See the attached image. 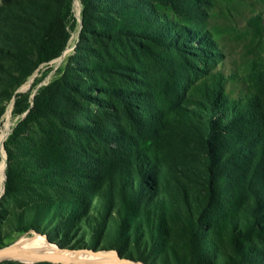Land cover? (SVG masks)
I'll return each mask as SVG.
<instances>
[{"label":"trees","instance_id":"trees-1","mask_svg":"<svg viewBox=\"0 0 264 264\" xmlns=\"http://www.w3.org/2000/svg\"><path fill=\"white\" fill-rule=\"evenodd\" d=\"M80 1L83 41H88L86 33L91 30L96 31V34L104 38L103 40H108L114 46L126 45L138 41L139 38L152 40L172 50H178L184 44L176 33L166 35L167 37L161 41L155 35H151V21H154V17L151 16L152 12L148 7L149 0ZM153 1L172 7L180 3L181 6L191 8L197 7L200 3V0ZM72 2L73 0H62V4L66 6L61 7L58 4L52 15L41 17L34 13L33 16L38 19L33 17L30 24H25L27 27L24 29L28 30L29 36L28 43L33 50L28 55L24 53L26 48L21 46L18 50L21 57H13L18 77L22 76L16 86H19L40 64L50 62L62 54L70 37V32L66 28L67 13L63 11L65 8L71 11ZM92 22H95L97 27H89ZM195 34L198 35L201 44H207L206 33ZM210 48L208 52L211 54L213 47ZM75 61L81 64V69H89L91 72L89 83L82 85L81 89L102 90L103 104L108 106L105 95L109 93L108 85H113L109 81L113 63L104 62L98 50L90 60L75 58ZM84 62H88L85 68ZM187 66L191 67L189 63ZM228 78L235 80L233 75ZM228 78L221 71L210 74L203 83L193 85L192 92L200 94V98L193 97L194 101L189 103L190 99H187L189 97H183L184 95L180 93L182 99L173 106V113L181 118L179 120L183 125L182 119L185 120L183 117L195 114L192 109H187L190 108L188 105L198 106L202 105L200 103L202 99L207 101L206 105L201 106L204 113L202 117L195 114L200 124L198 138L202 144L198 153L199 160L195 163L196 168L193 165L188 167L185 165L186 168L179 171L184 174L182 179L198 177L203 188L202 195L194 194L187 189L183 191V200L188 202L186 208L180 204L178 208L176 205L170 206L162 197L148 198L158 189L160 176L167 168L163 157L158 155L152 158L147 152L134 149L129 155L125 153L131 158L125 159L123 154L118 156L116 161L108 156L97 159L94 154L89 158L85 148L73 149L74 145L67 142L69 135L60 137L54 144L53 141H48L47 132L44 131L41 122L51 109L53 90L45 88L35 95L33 101L28 92L17 93L13 113L25 116L20 119L5 141L7 177L5 192L0 200V233L6 224L12 225L16 231L28 232L34 229L46 233L49 237L55 229L61 228L62 233H58L55 238L60 247H63L62 240L73 238L70 237L72 231H76V234L74 233L76 238L81 235L88 236L90 233L91 240L100 241L104 248L118 249L123 256L127 255L126 257L147 264H152L148 261V256L161 257L162 264H246L253 258L252 256H263V187L262 189L260 186L254 187L255 200L252 199L253 194H250L249 201H242L246 206L252 205L244 221H239L236 225L231 219V222L227 221L229 223L226 227L220 226L218 222V213L223 207L226 194L225 186L231 183L228 174L232 175V170L240 169L248 170L247 176L264 174L262 168L264 142H261L264 139L260 132H253L250 140L242 141L245 146L237 141L241 138V131L246 130L249 133L255 127L259 129L264 123V109L255 104V97L254 100L246 102L229 98L225 90ZM183 79V73L177 72L173 78L172 93L178 91L174 85L181 88L177 84H181ZM135 81L133 79V82ZM113 92L119 93V101L129 98L119 89ZM134 100L143 104V101ZM107 106L102 109L101 115L94 114L87 119L89 123L86 125L95 129V132H100L103 128H107L105 131L109 132L116 129L113 122L115 118H119L121 109L117 104L112 110ZM142 121L137 119L136 122L144 128L146 126ZM34 125H37L43 134L38 140L26 137ZM73 126L80 125L74 123ZM92 134L96 136L95 133ZM104 135V140L109 142L110 136L105 133ZM154 135H158V132L154 131L150 139H154ZM122 137L123 135H120L116 138ZM133 142L134 136L130 135L122 143L114 140L111 144H118L123 150H127L128 144ZM52 152H57L59 156L52 158ZM80 158L85 160L79 168L69 163ZM134 160H137L136 163ZM110 165L113 174L109 173L107 181L103 179L101 183L105 186L96 189L94 193L100 194V198H103L101 202H107L105 214L101 209L90 213L93 201L85 199L84 194L90 193L96 179L101 178L99 167L106 170ZM81 167H84L83 170ZM63 226L72 228L63 230ZM80 238L76 243L79 248L86 246L96 249L95 245H88L86 237ZM222 240L223 242L228 240L227 245H221ZM3 245L0 237V246ZM0 264L27 263L4 260ZM32 264L57 263L43 261Z\"/></svg>","mask_w":264,"mask_h":264},{"label":"rangeland","instance_id":"rangeland-1","mask_svg":"<svg viewBox=\"0 0 264 264\" xmlns=\"http://www.w3.org/2000/svg\"><path fill=\"white\" fill-rule=\"evenodd\" d=\"M58 4L61 7L66 6L62 4V0H0V131L4 130L6 126L8 127L7 137L0 144V163L3 161L5 153L3 147L5 141L16 124L25 116V114L14 115L13 113L16 94L28 92L33 101L38 92L49 87L54 94L50 104L51 109L47 116L41 120L44 131L47 132L48 141H53L55 144L60 137L69 135L70 138L67 142L74 145L73 149L85 148V153L89 158L94 154L97 159H104V156H108L116 161L122 154L125 159L126 157L131 158L127 154L129 155L134 149H139L140 152L145 151L152 158L159 155L164 158L167 168L160 176L158 189L156 192H152L148 198L162 197L169 202L170 206L176 205L178 208L180 204L186 208L188 202L183 200V191L187 189L194 194L202 195L203 188L198 177L190 176L189 179H182L184 174L179 171L186 168L185 165L187 167L193 165L196 168L195 163L196 160H199L198 153L202 144L198 138L200 124L195 114L202 117L204 113L201 106L206 105L207 101L202 99L200 102L202 105L198 104V106L188 105L190 108L187 109H192L195 114L183 117L185 119H182L183 125L179 120L181 118L173 113V106L182 99V95L189 97L187 98L190 99L189 103L194 101L193 97L200 98V94L192 92L193 85L203 83L207 76L221 71L227 78L230 75L235 77V80L228 78L226 83L225 90L229 98L241 99L246 102L250 99L254 100L255 97V104L264 109V0H200L198 6L192 8L181 6L180 3L176 7H172L149 0L148 7L151 9V16L154 17V21H151V35H155L161 41L162 38L178 34L184 42L178 50L166 48V46L146 38H139L138 41L129 42L126 45L114 46L108 40H103L104 38L96 34V31L91 30L86 33L88 41H83L81 39L82 4L79 0V7H77L73 0L71 11L66 8L63 11L67 13L66 28L70 32L66 48L59 57L40 64L26 79L22 80L19 86H16L22 76L18 77L13 57H21L18 54L21 46L26 48L25 54L30 55L33 50L28 43L29 36L28 30L24 29L27 27L25 24H30L29 22L35 17L34 13H38L37 16L41 17L54 14ZM61 18H63L62 13ZM93 26L97 27V24L92 22L89 27ZM200 32L206 33L207 44H201L198 40V35L195 33ZM210 46L213 47L211 54L208 52ZM96 50L103 57L104 62L113 63L114 66L110 69L109 76V81L113 85H108L109 93L105 95L109 107L106 104L105 106L112 110L117 104L121 112L119 118H115L113 122L116 129H112L110 132L105 131L107 128L95 132V129L86 125L89 123L87 120L89 117L94 114H102V109L105 107L104 97L102 90L98 88L90 91H87L86 88L81 89L82 85L89 83L91 72L89 69H81V64L75 61V58L90 60ZM187 63L191 67L187 66ZM87 65L88 62H84L83 68ZM180 71L183 73L184 79L181 84L177 85H180L181 88L174 85L179 92L172 93L173 78ZM133 79L136 81L133 82ZM118 89L124 91L125 96L128 95L129 98L119 101V93L113 92ZM180 93H182L181 96H179ZM84 94H88V96L85 97ZM134 99L143 101V104L135 102ZM9 107H11V114L7 117ZM229 111L232 110L229 109ZM137 119L143 120V125L146 127L139 126L136 122ZM74 123L80 126H73ZM124 126L125 130H123ZM154 131L158 132V135H154V139H150ZM258 131L264 139L263 123L259 129L255 127L249 133L246 130L241 131L238 143L245 146L242 141L250 140L253 132ZM92 133H95L96 136H93ZM104 133L110 136L109 142L104 140ZM42 135L39 127L34 125L27 132L26 137L38 140ZM120 135L123 137L116 138ZM130 135L134 136V142L128 144L127 150H123L118 144H111V141L114 140L122 143ZM257 147L260 148V145ZM126 152L127 154H125ZM56 155L57 152H52V158L59 156ZM84 160V158L74 159L69 163L73 167L79 168ZM136 161L134 160V163ZM83 168L81 167V170ZM262 168L264 169V160ZM247 172L248 170L245 169L232 170V175L228 174L227 176L231 179V183L225 186L226 194H224L223 207L218 213V222L222 227H226L231 219L236 222V225L239 224V221H244L252 205L246 206L242 201H249L250 194H253L252 199L255 200L254 187L264 188V174L247 176ZM109 173L113 174L111 165L107 166L106 170H102L100 166L101 178L96 179L90 193L85 192L84 194L85 199L93 201L90 213L101 209L105 214L107 202H101L103 198H100V194L95 195L94 193L96 189L105 186V184L102 186L101 183L103 179L107 181ZM3 188L4 184L0 186V195H3ZM109 202L108 204H110ZM228 220L229 222H227ZM44 228L48 229V227ZM71 228V226H63V230H71ZM60 229H55L49 237L46 233L34 229L28 232L16 231L12 225L6 224L0 233L4 243L0 247L12 243L14 246L15 240L21 236L35 233L57 245L55 238L59 235L58 233H62ZM74 233L76 234V231L70 233L72 239L62 240L63 248L70 249L72 246L79 248L76 245L77 241L81 239L80 237H86L85 241H89L88 245H95L97 250L120 253L118 249L104 248L100 241H92L90 233L88 236L81 235L77 238L74 237ZM224 241L222 240L221 245H227L228 240ZM76 248L72 247L71 249ZM82 248L95 249L86 246ZM148 257V261L152 264H162L161 257ZM252 257L246 264H264V255ZM128 262H133V260Z\"/></svg>","mask_w":264,"mask_h":264},{"label":"bare ground","instance_id":"bare-ground-1","mask_svg":"<svg viewBox=\"0 0 264 264\" xmlns=\"http://www.w3.org/2000/svg\"><path fill=\"white\" fill-rule=\"evenodd\" d=\"M75 4L79 7V0H75ZM11 114V107L7 111V117ZM8 134V127L0 131V144L4 142ZM5 177V153L3 161L0 163V186H3ZM14 247L28 250L29 252L45 253L49 255H56L60 258L74 259L78 261L92 262L93 264H142L141 262H124L117 260L113 255L115 252H100L91 253L86 251H68L60 250L57 245L50 243L44 236L35 233L33 235H24L15 240Z\"/></svg>","mask_w":264,"mask_h":264},{"label":"water","instance_id":"water-1","mask_svg":"<svg viewBox=\"0 0 264 264\" xmlns=\"http://www.w3.org/2000/svg\"><path fill=\"white\" fill-rule=\"evenodd\" d=\"M82 22V21H81ZM4 147V152H5V181H6V167H7V153L5 146ZM5 192V182H4V188H3V194ZM2 197V195H0ZM52 243V242H50ZM58 246V245H57ZM60 250H68V251H86V252H91V253H100L104 251H100L97 249H83V248H76V249H69V248H63L58 246ZM105 252H115L113 254L117 260H121L124 262L127 261H136L134 259L127 258L120 254L117 251H105ZM4 260H18L20 262L32 264V263H37V262H43V261H48L52 263H57V264H93L92 262H87V261H78L74 259H65V258H60L58 256L54 255H49L45 253H37V252H29L28 250L24 249H19L13 246V243L4 247H0V262ZM138 262V261H137ZM142 264H147L145 262H141Z\"/></svg>","mask_w":264,"mask_h":264}]
</instances>
